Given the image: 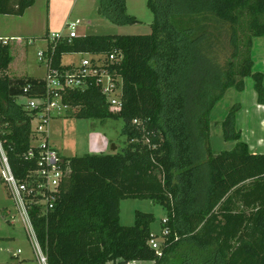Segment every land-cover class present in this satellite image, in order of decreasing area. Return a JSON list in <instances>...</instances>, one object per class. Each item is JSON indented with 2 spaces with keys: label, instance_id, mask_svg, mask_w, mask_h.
<instances>
[{
  "label": "trees",
  "instance_id": "1",
  "mask_svg": "<svg viewBox=\"0 0 264 264\" xmlns=\"http://www.w3.org/2000/svg\"><path fill=\"white\" fill-rule=\"evenodd\" d=\"M34 3L0 0V16L21 17ZM100 6L115 25L137 23L125 0H100ZM147 7L154 17L149 34L77 37L51 56L52 68L63 73L72 69L62 64L65 55L122 56L104 67L122 82L118 110L94 80L84 91L60 96L78 119L121 120L126 147L63 159L69 174L54 209L46 218L31 215L47 264H166L181 241L189 245L182 264H264V154H251L241 141L239 104L221 123L234 147L210 149V114L229 89L241 92L251 78L264 105V74L253 72L251 57L253 39L264 37V0H147ZM225 25L232 53L221 66L212 39ZM11 59L9 44L0 42V140L15 178L24 181L37 168V151L28 157L37 111L10 95ZM126 199L166 210L160 254L148 244L157 238L152 214L137 211L132 226L120 224Z\"/></svg>",
  "mask_w": 264,
  "mask_h": 264
},
{
  "label": "rangeland",
  "instance_id": "2",
  "mask_svg": "<svg viewBox=\"0 0 264 264\" xmlns=\"http://www.w3.org/2000/svg\"><path fill=\"white\" fill-rule=\"evenodd\" d=\"M126 14L137 20L135 24L115 25L110 22L100 6V0H35L32 8L23 16H0V37H12L9 42L11 63L7 70L10 77V95L16 104L26 106L30 101H38L45 92V66L37 59V53L46 49L48 33L63 31L67 22H78L77 36H138L151 32L154 19L147 7V0H125ZM230 29L227 25L215 31L212 39L213 54L216 62L225 66L230 59L232 47L229 44ZM19 40H18V39ZM263 42V43H262ZM254 43L264 47V39H254ZM264 53V52H263ZM261 53V54H263ZM195 55H197L195 53ZM85 55H65L62 64H78ZM202 68L201 61L197 64ZM251 79L245 78L244 85L251 86ZM29 87V95L22 93ZM244 90L238 92L229 89L210 114V149L213 154L232 149V142L223 138L221 123L230 108L240 104L239 116H245V110L253 114L256 106L243 100ZM54 110L48 123V144L56 149L62 159L85 155H111L121 153L126 147V139L121 134V120L78 119L73 111L58 114ZM36 128L37 121L33 123ZM264 140V135L260 134ZM264 154V148L259 149ZM1 172V167H0ZM119 222L122 226L134 224L135 212L152 214L154 222L151 232L161 245L162 221L166 219V210L150 200L126 199L119 205ZM176 236L175 240L178 241ZM180 239V240H184ZM181 241L179 248L166 260V264H182L181 252L188 249ZM20 252L17 254V252ZM36 264L30 242L23 225L19 221L16 209L0 175V264ZM112 264V263H108ZM134 264H152L135 262Z\"/></svg>",
  "mask_w": 264,
  "mask_h": 264
},
{
  "label": "built area",
  "instance_id": "3",
  "mask_svg": "<svg viewBox=\"0 0 264 264\" xmlns=\"http://www.w3.org/2000/svg\"><path fill=\"white\" fill-rule=\"evenodd\" d=\"M78 22H67L63 31L49 33L46 36V49L37 53V59L45 66V92L39 96L38 101H30L26 105L28 110H36L32 123L36 120L37 126L33 128L31 150L28 157L35 155L37 158L36 170L28 173L24 181L15 178L6 153L0 140V167L1 180L4 183L10 198L12 199L19 221L27 234L31 245L36 264H47V255L42 250L37 241V237L32 224V213L39 217L46 218L50 211L54 209L58 197V188L62 180L69 174L64 167V161L58 152L48 144V123L52 112L58 110V114L65 113L69 109L62 103L60 92L64 90L84 91L92 80L99 85L101 93L106 98L111 110H118L120 105V94L122 82L120 78H112L105 70L108 64L120 62L121 55H85L78 64H73L68 72H59L52 68V54L62 43H70L77 36ZM13 39V38H12ZM12 39H0L3 45L9 44ZM23 95H29V87L22 90ZM166 220L162 221L164 225ZM168 234L164 229L161 236ZM152 236H155L152 234ZM162 238V237H161ZM157 238L149 241V246L160 254V245ZM20 252L18 251L17 254ZM124 264V263H119ZM134 264V263H128Z\"/></svg>",
  "mask_w": 264,
  "mask_h": 264
},
{
  "label": "crops",
  "instance_id": "4",
  "mask_svg": "<svg viewBox=\"0 0 264 264\" xmlns=\"http://www.w3.org/2000/svg\"><path fill=\"white\" fill-rule=\"evenodd\" d=\"M27 9L23 16L31 9ZM21 16V17H23ZM49 34V33H48ZM0 39H12V37H0ZM18 39V38H17ZM259 39V38H254ZM253 39V46L251 51V57L253 61V72H258L264 74V47L260 48V44L254 43ZM264 39V37H263ZM19 40V39H18ZM263 43V42H262ZM10 46V44H9ZM263 53V54H261ZM10 65V64H9ZM251 79V78H249ZM251 86L244 85V97L243 100L246 104L255 105L256 109L253 114H249L248 110H245V116H239L238 114L241 110V106L239 111L236 114V127L240 131L241 134V141L244 142L249 149L251 154H260L259 149L264 148V140L260 138V134L264 135V105H259L257 103L256 94L253 90V81L251 79ZM240 105V104H239ZM235 143L232 142V148L234 147ZM52 147V146H51ZM54 148V147H52ZM55 149V148H54ZM56 150V149H55ZM231 150V149H230ZM229 151V150H226Z\"/></svg>",
  "mask_w": 264,
  "mask_h": 264
}]
</instances>
